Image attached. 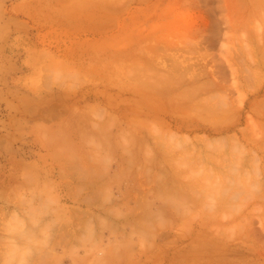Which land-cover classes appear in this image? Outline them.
<instances>
[{
  "label": "rangeland",
  "instance_id": "rangeland-1",
  "mask_svg": "<svg viewBox=\"0 0 264 264\" xmlns=\"http://www.w3.org/2000/svg\"><path fill=\"white\" fill-rule=\"evenodd\" d=\"M0 264H264V0H0Z\"/></svg>",
  "mask_w": 264,
  "mask_h": 264
},
{
  "label": "bare ground",
  "instance_id": "bare-ground-1",
  "mask_svg": "<svg viewBox=\"0 0 264 264\" xmlns=\"http://www.w3.org/2000/svg\"><path fill=\"white\" fill-rule=\"evenodd\" d=\"M74 130H75V129H74ZM76 130H77V129H76ZM102 131H103V130H102ZM106 132H108V131H106ZM111 134H112V133H111ZM118 134H119V133H118ZM97 135H98L99 137H101V135H99V134H97ZM107 135H108L109 137L111 136V135H109V133H108V134L106 133V136H107ZM95 136H96V135H95ZM102 137H103V136H102ZM111 138H112V136H111ZM116 143H117V141H116ZM124 160H125V159H124ZM129 161H130V160H129ZM16 165H17L16 167H18V166L21 165V164H19V165L16 164ZM22 165H23V164H22ZM16 167L14 166V168H16ZM19 167H21V166H19ZM17 169H18V168H17ZM23 169L25 170V169H28V168H23ZM125 169H126V167H125L124 163H122V162H121L120 164L117 163V169H116L115 172H116L117 175L119 176V175H122L121 173H123V172L125 171ZM27 173H29V172H27ZM121 178H122V177H121ZM117 179H118V178H117ZM124 180H125V179H124ZM118 181H121L120 178H119ZM122 182H123V181H122ZM92 195H93V194H92ZM92 195H91V196H92ZM80 202H81V201H80Z\"/></svg>",
  "mask_w": 264,
  "mask_h": 264
}]
</instances>
